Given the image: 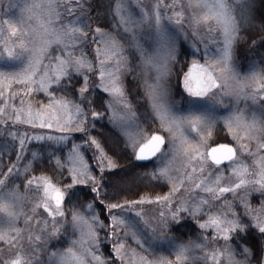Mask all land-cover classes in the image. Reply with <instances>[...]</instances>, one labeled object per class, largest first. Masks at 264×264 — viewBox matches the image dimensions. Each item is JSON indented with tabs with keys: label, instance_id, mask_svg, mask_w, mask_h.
Here are the masks:
<instances>
[{
	"label": "snow or ice",
	"instance_id": "1",
	"mask_svg": "<svg viewBox=\"0 0 264 264\" xmlns=\"http://www.w3.org/2000/svg\"><path fill=\"white\" fill-rule=\"evenodd\" d=\"M0 177V264H264V0H0Z\"/></svg>",
	"mask_w": 264,
	"mask_h": 264
},
{
	"label": "rangeland",
	"instance_id": "2",
	"mask_svg": "<svg viewBox=\"0 0 264 264\" xmlns=\"http://www.w3.org/2000/svg\"><path fill=\"white\" fill-rule=\"evenodd\" d=\"M13 2H15V0H13ZM16 14H18V10H16ZM5 19H8V18L5 17ZM183 44L187 45V46L190 48V50H192V48H191V42H190L189 40L185 39V40L183 41ZM14 87H15V86H14ZM33 99H34V100H35V99H43V97H42V96H37V97H33ZM177 99H179V97H177ZM178 135H179V133H178ZM214 138H215V137H214ZM189 139H191V140H193V142H195V138H194V137H189ZM220 142H231V137H229L228 139H221ZM245 142L247 143V141H245ZM178 143H179V141H178ZM208 143H209L210 146L214 145V144L212 143V141H209ZM252 150H253V151L256 150L255 147H254V145L252 146ZM244 159H245V161H246L247 163H249V164L252 163V161L248 158L247 155H245ZM173 167H174L175 169H177L180 173H182L183 170L187 167V162L184 160V158H183V154H182V153H178V154H177V157H176V159H175V161H174ZM173 174L176 175V173H173ZM226 175H228L227 172H226ZM0 179H2V177H0ZM16 183L18 184L19 181H16ZM29 195H30V196H38V195H40V193L32 192V193H30ZM239 195L242 196V195H243V192L239 193ZM253 198H256V197L254 196ZM253 198H252V203H253V205H258L259 200L256 198V200L253 201ZM228 199H232V197L229 196ZM27 210H28V209L25 208V211H27ZM237 210H239V209H237ZM191 222L195 223L194 221H191ZM18 226H19V227H23L24 225H23V223L21 222ZM197 234H198V233H197ZM191 239L194 240L195 237H194V238H191ZM187 240H188V239H187ZM127 245L130 246V247L133 248V249L136 248L135 243H134L133 241H131V240H128V241H127ZM3 246H4L3 244H0V247H3ZM137 251H139V249H137ZM164 255H169V253L164 252ZM126 264H138L137 257L133 256L131 253H128L127 256H126Z\"/></svg>",
	"mask_w": 264,
	"mask_h": 264
},
{
	"label": "trees",
	"instance_id": "3",
	"mask_svg": "<svg viewBox=\"0 0 264 264\" xmlns=\"http://www.w3.org/2000/svg\"><path fill=\"white\" fill-rule=\"evenodd\" d=\"M183 47L188 49L189 51H191L187 45L183 44ZM103 123L104 122L102 121L101 124H103ZM109 127H114V126L111 123H109ZM118 174H122V173H118ZM255 200H256V198H253V201H255ZM188 224H189V226H194V223L191 221H188ZM187 230L188 229H182V231H187ZM196 235H197V233L196 234L190 233L188 236H185L183 239L184 240L191 239V238H194Z\"/></svg>",
	"mask_w": 264,
	"mask_h": 264
},
{
	"label": "water",
	"instance_id": "4",
	"mask_svg": "<svg viewBox=\"0 0 264 264\" xmlns=\"http://www.w3.org/2000/svg\"><path fill=\"white\" fill-rule=\"evenodd\" d=\"M221 143H227V142H221ZM216 145L214 144V145H212L211 147H215Z\"/></svg>",
	"mask_w": 264,
	"mask_h": 264
}]
</instances>
